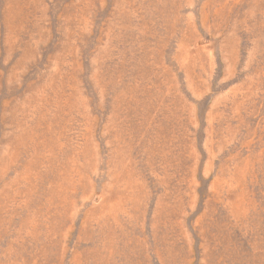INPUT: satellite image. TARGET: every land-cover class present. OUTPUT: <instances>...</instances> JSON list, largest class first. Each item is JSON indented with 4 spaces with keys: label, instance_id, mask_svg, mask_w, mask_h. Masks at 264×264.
Listing matches in <instances>:
<instances>
[{
    "label": "rangeland",
    "instance_id": "obj_1",
    "mask_svg": "<svg viewBox=\"0 0 264 264\" xmlns=\"http://www.w3.org/2000/svg\"><path fill=\"white\" fill-rule=\"evenodd\" d=\"M0 264H264V0H0Z\"/></svg>",
    "mask_w": 264,
    "mask_h": 264
}]
</instances>
